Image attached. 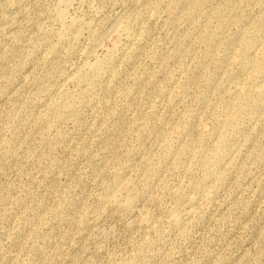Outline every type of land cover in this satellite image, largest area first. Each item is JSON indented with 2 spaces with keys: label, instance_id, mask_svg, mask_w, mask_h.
<instances>
[{
  "label": "rangeland",
  "instance_id": "1",
  "mask_svg": "<svg viewBox=\"0 0 264 264\" xmlns=\"http://www.w3.org/2000/svg\"><path fill=\"white\" fill-rule=\"evenodd\" d=\"M0 264H264V0H0Z\"/></svg>",
  "mask_w": 264,
  "mask_h": 264
},
{
  "label": "bare ground",
  "instance_id": "2",
  "mask_svg": "<svg viewBox=\"0 0 264 264\" xmlns=\"http://www.w3.org/2000/svg\"><path fill=\"white\" fill-rule=\"evenodd\" d=\"M60 4H61V2H60ZM60 4H59V5H60ZM62 4H63V3H62ZM64 4H65V3H64ZM65 5H66V4H65ZM57 7H58V6H57ZM59 7H61V6H59ZM63 7H65V6H63ZM67 7H68V6H67ZM65 9H66V8H65ZM56 10H57V9H56ZM62 10H63V9H59V12L57 11L58 14H59V13L62 14V12H64V10H63V11H62ZM66 10H67V9H66ZM60 14H59V15H60ZM64 14H65V12H64ZM62 18H63V16H62ZM70 18H72V17H70ZM60 19H61V18H60ZM61 20H62V19H61ZM65 20H66V19H65ZM73 22H74V21H73ZM71 23H72V22H71ZM74 23H75V22H74ZM86 24H88V22H87ZM115 24H116V23H115ZM62 25H63V24H62ZM114 27H115V26H114ZM114 27H113V28H114ZM63 28H64V27H63ZM111 28H112V27H111ZM70 31H71V30H70ZM60 32H61V31H60ZM68 32H69V31H68ZM112 32H113V31H112ZM70 33H71V32H70ZM108 33H109V31H108ZM108 35H109V34H108ZM113 41H114V40H113Z\"/></svg>",
  "mask_w": 264,
  "mask_h": 264
}]
</instances>
